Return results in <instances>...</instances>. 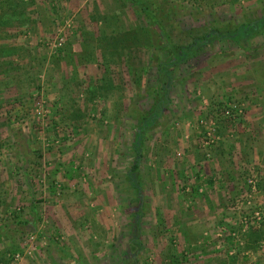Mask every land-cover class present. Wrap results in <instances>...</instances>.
<instances>
[{
	"label": "rangeland",
	"instance_id": "374dc122",
	"mask_svg": "<svg viewBox=\"0 0 264 264\" xmlns=\"http://www.w3.org/2000/svg\"><path fill=\"white\" fill-rule=\"evenodd\" d=\"M149 2L175 46L264 9ZM164 45L130 0H0V264H264L250 232L264 237V29L209 38L171 68L136 194L131 143L166 84Z\"/></svg>",
	"mask_w": 264,
	"mask_h": 264
},
{
	"label": "trees",
	"instance_id": "16d2710c",
	"mask_svg": "<svg viewBox=\"0 0 264 264\" xmlns=\"http://www.w3.org/2000/svg\"><path fill=\"white\" fill-rule=\"evenodd\" d=\"M135 4L138 9V12L142 14L146 18V22L148 25L154 27L156 29V33L158 36L164 39L165 45L164 49L168 55V59L164 61H160L157 65V75L158 80L161 77H164L166 84L160 87L159 90L155 91V97L152 99L153 106L147 112V114L142 115L141 118L138 119L139 124L134 132L132 143H131V164L126 171V180L128 184L133 188L136 194H139V185H138V163L141 157L140 153V144H141V137L143 134V130L145 128L150 127L155 120L160 116L162 107L166 104L167 101V90L169 88L170 82V73L171 68L179 63L184 62L187 57H190L194 54L195 50L205 44L207 39H228L232 42H238L243 38H249L253 36L255 33L264 29V9L263 13L256 18L254 21H248L240 23L234 26L231 30L225 31H212L203 34L201 37L195 38L191 41L190 44L185 46H175L169 41V37L167 33L163 30L161 24L159 23L158 19L155 15V5L153 2H149L151 7H148L144 0H130ZM148 1V0H147ZM2 52V51H1ZM226 119L228 117L224 116ZM259 230V229H258ZM251 234L254 236V239L264 238L262 230L260 229L258 232L250 231ZM263 240V239H260Z\"/></svg>",
	"mask_w": 264,
	"mask_h": 264
},
{
	"label": "built area",
	"instance_id": "2783aa9c",
	"mask_svg": "<svg viewBox=\"0 0 264 264\" xmlns=\"http://www.w3.org/2000/svg\"><path fill=\"white\" fill-rule=\"evenodd\" d=\"M227 104H229V103H227ZM227 104L225 105V109L222 110L221 113L224 116L228 117V118L229 117L232 118V115L230 113L231 112L230 111L231 108H229ZM200 124L201 125H206L207 124V128L205 129V131L203 133V137H202V145H209L210 143H213L214 144L215 143V138H217V137H216V135L212 134L213 127L211 125V121L208 120L207 123H206L204 121V119L202 118L200 120Z\"/></svg>",
	"mask_w": 264,
	"mask_h": 264
},
{
	"label": "crops",
	"instance_id": "0c3cea01",
	"mask_svg": "<svg viewBox=\"0 0 264 264\" xmlns=\"http://www.w3.org/2000/svg\"><path fill=\"white\" fill-rule=\"evenodd\" d=\"M256 128H257V124H256L254 119H251L250 117H246V119L243 120L242 129L241 130H242V132H246L245 133L247 135L246 138L248 137V135H252V132L253 133L256 132L255 131ZM263 132H264V130H263ZM258 133H260V132H258ZM252 137L250 139L255 140L254 139L255 138L254 135H252ZM259 153H260V151H258V154ZM262 153L264 154V152H262ZM259 170L262 173V171L264 170V167L260 166Z\"/></svg>",
	"mask_w": 264,
	"mask_h": 264
}]
</instances>
